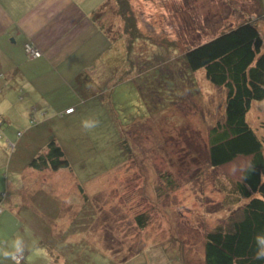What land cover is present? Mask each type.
Returning a JSON list of instances; mask_svg holds the SVG:
<instances>
[{
	"label": "rangeland",
	"instance_id": "374dc122",
	"mask_svg": "<svg viewBox=\"0 0 264 264\" xmlns=\"http://www.w3.org/2000/svg\"><path fill=\"white\" fill-rule=\"evenodd\" d=\"M113 2L98 14L110 33L95 67L99 93L68 94L63 101L74 113L48 108L45 116L70 167L0 171V264H17L11 255L19 250L22 264H205L206 233L237 217L245 202H231L226 190L248 157L208 163L225 88L202 69L190 71L184 53L250 15L264 42L259 8L251 0H127L135 27L127 32ZM246 120L264 155V100L252 102Z\"/></svg>",
	"mask_w": 264,
	"mask_h": 264
},
{
	"label": "crops",
	"instance_id": "0c3cea01",
	"mask_svg": "<svg viewBox=\"0 0 264 264\" xmlns=\"http://www.w3.org/2000/svg\"><path fill=\"white\" fill-rule=\"evenodd\" d=\"M108 2L0 0V171L6 165L9 173L32 172L28 162L51 140L48 108L51 113L72 108L62 114L69 115L76 108L63 101L68 94L74 99L99 93L95 67L101 61L100 43L109 41L110 33L108 18L95 17ZM251 3L260 5L258 13L264 16V0ZM27 42L41 51L39 57L26 55ZM51 95L56 102L50 107L45 99ZM4 195L0 192V205ZM16 253L23 262L22 252Z\"/></svg>",
	"mask_w": 264,
	"mask_h": 264
},
{
	"label": "trees",
	"instance_id": "16d2710c",
	"mask_svg": "<svg viewBox=\"0 0 264 264\" xmlns=\"http://www.w3.org/2000/svg\"><path fill=\"white\" fill-rule=\"evenodd\" d=\"M115 1L128 32V27H134V22L127 0ZM262 43L259 29L252 18L247 17L184 53L190 71L202 69L209 83L225 88L223 120L211 126L208 133L209 165L217 167L237 156L248 157L240 179L226 190V197L231 202H245L237 217H230L226 224H218L206 233L205 264H264L263 142L246 120L252 102L264 100ZM121 143L128 149L125 139ZM28 166L37 171L70 167L62 148L54 139L30 159ZM164 180L168 186L171 184L170 177ZM135 220L142 228L146 216L140 213ZM38 246L54 256L47 242L40 241Z\"/></svg>",
	"mask_w": 264,
	"mask_h": 264
},
{
	"label": "built area",
	"instance_id": "2783aa9c",
	"mask_svg": "<svg viewBox=\"0 0 264 264\" xmlns=\"http://www.w3.org/2000/svg\"><path fill=\"white\" fill-rule=\"evenodd\" d=\"M25 48V53L28 57L30 58H35V57H39L41 55V52L34 47L33 45L26 43L24 45ZM72 108H69L66 110V113H70L72 112ZM2 211L1 207H0V212ZM12 259L17 263L20 264V262L22 261V256L19 253H14L12 254Z\"/></svg>",
	"mask_w": 264,
	"mask_h": 264
},
{
	"label": "clouds",
	"instance_id": "9594fccd",
	"mask_svg": "<svg viewBox=\"0 0 264 264\" xmlns=\"http://www.w3.org/2000/svg\"><path fill=\"white\" fill-rule=\"evenodd\" d=\"M90 126H92V125H86V127H90Z\"/></svg>",
	"mask_w": 264,
	"mask_h": 264
}]
</instances>
